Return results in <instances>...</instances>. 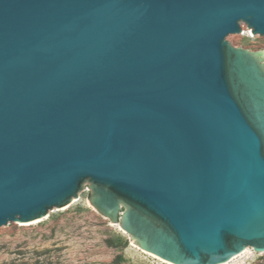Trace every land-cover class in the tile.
<instances>
[{
  "label": "water",
  "instance_id": "obj_1",
  "mask_svg": "<svg viewBox=\"0 0 264 264\" xmlns=\"http://www.w3.org/2000/svg\"><path fill=\"white\" fill-rule=\"evenodd\" d=\"M264 0H0V227L89 206L170 264L264 253Z\"/></svg>",
  "mask_w": 264,
  "mask_h": 264
},
{
  "label": "rangeland",
  "instance_id": "obj_2",
  "mask_svg": "<svg viewBox=\"0 0 264 264\" xmlns=\"http://www.w3.org/2000/svg\"><path fill=\"white\" fill-rule=\"evenodd\" d=\"M228 35L234 47L264 52V35ZM87 189L65 208L41 221L0 227V264H165L140 250L131 239L98 215L88 204ZM153 256V257H152ZM226 264H264V253L251 249Z\"/></svg>",
  "mask_w": 264,
  "mask_h": 264
},
{
  "label": "bare ground",
  "instance_id": "obj_3",
  "mask_svg": "<svg viewBox=\"0 0 264 264\" xmlns=\"http://www.w3.org/2000/svg\"><path fill=\"white\" fill-rule=\"evenodd\" d=\"M245 251H246V250H245ZM245 251H244V252H245ZM244 252H243V253H244ZM243 253H242V254H243ZM240 255H241V254H240ZM240 255H239V256H240ZM152 257H153V256H152ZM237 257H238V256H237ZM156 259H158V258H156ZM158 260H159V259H158ZM232 260H233V259H232ZM160 261L163 262V263H165V264H170V263H167V262H165V261H163V260H160Z\"/></svg>",
  "mask_w": 264,
  "mask_h": 264
}]
</instances>
